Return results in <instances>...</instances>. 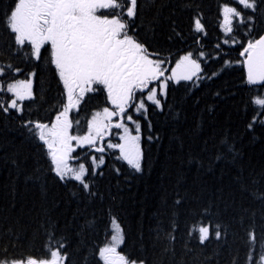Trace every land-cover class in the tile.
I'll return each mask as SVG.
<instances>
[{
	"label": "trees",
	"instance_id": "1",
	"mask_svg": "<svg viewBox=\"0 0 264 264\" xmlns=\"http://www.w3.org/2000/svg\"><path fill=\"white\" fill-rule=\"evenodd\" d=\"M103 1L89 0L83 3L82 15L73 30L74 38L79 39L85 33H93L96 41L89 49L85 48L87 51L76 49L75 56L78 59L92 57L98 60L97 54L103 52L106 45L101 38L107 33L117 39H132L130 42L142 46L146 55L163 61V76L160 79H168L174 63L182 55L189 53V49L194 53L203 51L205 58L201 60L199 55L195 57L202 64L200 77L178 83L168 81L167 92L160 95V105L145 99L147 90L155 84L159 86L160 79L157 77L156 82L146 80L135 87L134 101L123 112L108 100L100 85L70 115L71 130L60 138L62 147L70 153L68 167L85 170L88 181H94V187L104 197L103 203L99 199L94 200L88 206V211L95 208L97 214L101 215L100 209L110 206L125 228L127 243L124 252H130L133 258L143 257L147 264H177L181 257L184 264H217V261L218 264H230L242 242L240 230L234 223L231 228L236 233L235 236H230L226 242L223 238L220 242L212 240L207 243L203 252L195 238L188 244L192 248L191 252L186 251L184 244L188 239L187 222L192 219L189 210H198L209 199L215 202L218 195H221L218 189H223L224 200L235 201L228 212L222 213L225 221L236 214L234 209L240 205L260 206L261 202L253 200L249 193L264 195V128L257 126L253 132L247 131L248 117L240 110L243 97L241 90L236 89L239 73L225 72L211 79L214 73L228 67L222 64L224 59L233 62L236 57L233 49L224 48L223 45L220 49L214 47L224 39L222 32H228L222 27L223 6L234 5L242 11L245 23L235 21L232 25L239 35L248 27L249 18L255 19L252 25L254 30H264V0H255L254 11L251 8L243 9L237 0H141L139 10L135 6L134 19L127 13V0H120L117 9ZM17 2L18 0L14 3L12 0H3L0 3V68L7 71L6 66L12 64L25 68L26 71L41 67L47 68V71L42 72L41 78L35 83L37 98L22 104V116L14 110L9 114L0 112V261L12 264L30 259L42 262L49 260L45 247L49 243L48 232H51L53 221L56 222V236L53 239L65 234L70 241L68 248L63 250L69 254V264H81L82 257L89 251L88 246L97 241L103 244L105 237L99 231L94 235L86 232L81 243V237L76 235V231L80 213L86 206L83 189L79 187L82 181L75 177L67 179L68 177L60 174L66 179V183H61L57 175L53 174L57 173V169L49 144H54L55 140L47 129L65 110L67 97L50 48L47 47V51H42L45 48L35 50L31 41L20 43L16 32L12 30L10 16ZM152 4L155 5L149 7ZM160 4L166 6L157 16ZM7 8H11V12L6 16ZM199 13H203V23L207 30V37L202 39L200 47L191 32L193 17ZM173 23L176 31L172 30ZM196 26L200 25L197 23ZM152 27L155 30L148 31ZM177 32L180 33L179 36ZM227 39L231 41L232 37ZM225 51L229 57L221 55L219 60L212 59ZM37 59L40 60L39 64L35 63ZM9 81H12L11 87L6 91L13 95L10 98L0 95V102H4L9 108L18 109L20 101L15 95L17 82L12 73L9 72L0 84H7ZM198 82L201 86L196 88ZM190 87L194 90L188 95ZM234 89L237 91L235 97L231 95ZM216 91H219L220 96L214 98L213 93ZM197 98L199 103H195ZM140 101L145 102L146 110L135 114L133 110ZM212 105H215V110L209 115L206 109ZM161 107L164 111L158 110ZM169 107L173 111L177 108L181 110L180 121L171 120L172 112L168 110ZM104 108H112L118 113L114 122L128 113L139 121L142 174H135L128 163L108 147V141L114 140L116 128L122 126L120 121L111 125L105 134L89 130L95 112ZM202 111L203 130L197 135L194 131L195 123L201 118ZM37 119L49 123L35 124ZM29 120L33 121L29 125L33 131L22 127ZM174 124L183 138V150L175 140L169 141ZM149 125L153 129L151 135L160 132V141L149 143L145 139L150 135ZM62 128L64 130L65 126ZM225 137L229 142L234 141L241 152L242 159L237 161V167L244 168L243 183L248 191H240L238 182L233 179L237 174L236 167L223 160L215 164L212 172L205 171L212 163V157L217 152L224 151L219 141ZM189 153L193 157H199L205 167L199 171L195 164L189 167ZM224 154L227 156V153ZM178 172L185 174V183L180 186L179 192L182 195L186 189L188 197L184 204L176 208L173 200L178 199L175 188ZM71 190L80 193V202L71 196ZM220 207L223 209V200ZM173 210L179 212V218L175 220L177 230L174 233L171 231ZM102 227L103 222H100L97 228ZM171 235H175V241L171 240ZM52 243L55 244V241ZM221 243L223 247H219V256L212 261H205L204 256L213 254ZM165 248L170 250L165 252ZM260 248H264V245ZM171 249H174L175 255ZM243 256V249H240L238 264H243Z\"/></svg>",
	"mask_w": 264,
	"mask_h": 264
},
{
	"label": "snow or ice",
	"instance_id": "2",
	"mask_svg": "<svg viewBox=\"0 0 264 264\" xmlns=\"http://www.w3.org/2000/svg\"><path fill=\"white\" fill-rule=\"evenodd\" d=\"M3 0H0L2 3ZM14 3L15 0H12ZM133 3L136 5V9L139 10L141 0H133ZM155 4L150 5L149 7L154 6ZM165 4H160L157 8L156 15L158 16L160 10L165 7ZM185 7H188L185 5ZM251 10H255V0H253V6ZM11 8H7L5 15L10 14ZM203 13H199L198 15L193 17L191 32L195 38V42L198 47L202 44V39L207 37V30L203 23ZM135 18L134 16L132 17ZM200 26L197 27L196 24ZM241 24L245 22L243 20L240 21ZM255 23L254 18H249L247 21L248 27L244 28L239 35H237L236 28H230L228 32H222L224 35V39L217 43L214 47L217 49L221 48V45L227 49H233L236 52V57L233 62H230L228 59H224L222 64L228 65V67L222 68V70L218 73H214L211 76V79L217 78L219 75H223L225 72H238L239 80L236 83V89L241 90L242 99L240 101V110L243 112L245 116L248 117L246 128L248 132H253L257 126L260 128H264V76H259L257 78H252L251 73V61H252V52L254 47L264 42V30L256 31L253 29L252 25ZM154 27L148 28V31H154ZM173 31H176L175 24L173 23ZM133 31H139V29H133ZM178 36L179 32L176 33ZM231 36L232 39L229 41L227 37ZM171 39V37H169ZM42 51H47V47ZM27 58L29 59L28 53L25 51ZM16 52H13L15 55ZM189 55L195 59L197 55H199L201 60H204L205 53L200 51L198 53H194L189 49ZM229 57L228 52H222L215 57H212L214 60H219L220 56ZM35 63L39 64L40 60L37 59ZM7 71L5 69L0 68V81H3L6 76H8L9 72L12 73V77L16 80V82L23 87L25 80H30L31 85L26 94L20 95L17 94L18 100L20 101V107L17 108H9L5 106L4 102H0V112L4 114H9L11 111H15L16 113H20L21 116L23 114V108L21 107L25 101H33L37 98V93L35 90V83L38 79L41 78V73L46 72L47 68H31L26 71L25 68L20 66H13L9 64L6 66ZM202 67V66H201ZM231 69V71H229ZM23 76L24 78L17 79L15 77ZM202 79H208V77H202ZM12 81H9L7 84H0V95L11 97L13 95L12 92L6 91V89L11 87ZM201 85L198 82L195 87L199 88ZM193 88H189L188 95H191ZM233 97L237 96V91L234 89L231 92ZM214 98L220 96L219 91L213 93ZM258 101H260L258 103ZM195 103H199V99L195 101ZM159 111H164L163 107L158 109ZM172 112L171 120L173 122L180 121L181 119V110L179 108L172 110L171 107L168 109ZM207 112L211 115L215 110V105L207 106ZM33 121L29 120L26 125H22V127H27L29 131H33L30 124ZM49 123L48 121L39 120L35 121V124H44ZM203 111L201 112V118L195 123V133L198 135L203 130ZM148 132L150 135L145 137L149 143H154L156 141H160L162 139L160 132H156L153 135V129L151 125H149ZM39 136V134H37ZM175 140L177 142L178 147L183 150L184 141L182 136L178 133L177 128L174 124L172 129V134L169 136V141ZM38 142L42 143V141L38 140ZM220 147L224 150L223 152H217L212 157V163L209 164L208 168L205 169L206 172H212L214 170L215 164H219L222 160L230 165L236 167V176L233 179L238 182L240 191L245 192L248 191L245 184L243 183V175L244 168L242 166L237 167V161L242 159L241 152L236 148V144L234 141L229 142L228 138L225 137L223 140L219 141ZM224 153H227L225 156ZM193 164L196 165L197 171L201 168H204V164L200 160L199 157H193L191 153H189L187 158V165L191 167ZM128 166L134 170L135 174H142L143 172V157L142 154L137 156L135 148L130 149V155L128 156ZM57 175V178L60 179L61 183H66V179L62 178L60 174L53 173ZM102 174V173H101ZM76 174H73L75 177ZM73 177H68L67 179H72ZM83 182L80 183L79 187L83 189V198H86V206L83 212L80 213V222L77 226L76 235L81 237V243L83 242V236L87 232L89 235L96 234L97 231L103 233L105 240L104 243L100 242L93 243L89 245V251L84 254L81 260V264H112L113 261L116 260L117 254H119L126 262V264H147V261L143 257L133 258L130 252H124V248L127 243V237L125 234V228L123 226L122 221L119 216L113 212V209L110 206H105L100 209L101 215L97 214V210L95 208L88 211V206L93 204V201L99 199L101 203H103V194L98 192V190L94 187V181L89 182L87 178V172H85L84 177L82 178ZM185 183V174L183 172L177 173V178L175 181L176 195L178 199L173 200V204L176 208H179L182 204L185 203L186 198L188 197V191L185 189L184 193L181 195L179 192L180 186ZM256 183V181H253ZM218 198L215 202L211 199L207 201L206 204H202L198 210L192 209L190 211V215L192 219L187 222V237L188 239L185 241L184 248L186 251L191 252L192 248L188 247L189 242L195 238L196 244L201 248V252H203L204 247L208 242L215 240L220 242L223 238V241L226 242L230 236H235L236 233L232 231L231 225L234 223L240 230L241 234V245L240 248L237 249L236 255H234L230 264H238L240 260V249H243V264H264V248H260L261 245H264V195L257 196L255 193H249L253 200L260 201L261 204L259 207H249L240 205L234 209L235 215L229 217L227 221L222 218V213L228 212L230 208L235 204L234 200H224L222 193L223 189H218ZM73 198H76L78 202H80V193L76 190H71L70 192ZM223 200V209H221L220 204ZM173 221L171 224V231L174 233L177 230V224L175 220L179 218V212L173 210L172 212ZM103 222L102 228H97L98 224ZM55 223H51V232H48V240L49 243L45 250L48 252L49 257L55 253L57 255V264H69V254L66 251H63L69 246V239L65 234L59 235L56 239H53L56 236L54 231ZM111 225V227H109ZM69 226H71V221H69ZM175 235H171V240L175 241ZM55 241V244L52 242ZM219 247H223L221 243L218 245V248L214 251L213 254L204 256L205 261H212L214 257L219 256ZM170 249L165 248V252ZM173 255H175L174 249H171ZM199 259V255L197 256ZM0 264H3L0 261ZM177 264H184L183 257H181L180 261ZM203 264V262H201ZM218 264V261H217Z\"/></svg>",
	"mask_w": 264,
	"mask_h": 264
},
{
	"label": "rangeland",
	"instance_id": "3",
	"mask_svg": "<svg viewBox=\"0 0 264 264\" xmlns=\"http://www.w3.org/2000/svg\"><path fill=\"white\" fill-rule=\"evenodd\" d=\"M239 1L245 6L251 4L250 2H247V0ZM32 2L33 0H20L16 10L10 16V19L13 29L18 32L20 37L26 36L29 38H39V40H42L43 42H51L54 49L55 63L61 73L64 84L66 86L68 103H66V109L64 110L63 114L59 116V119L62 121V123L55 124L50 128V130H48L50 134L54 135L55 143L49 144L50 150L53 151L54 149L56 150L55 145L60 147L62 146L59 131L62 126L66 127L67 125V113L71 109L79 105V103L81 102L79 97L84 96L87 91L92 90L95 82H100L105 85L112 103L117 106L121 112L123 110V107L132 100V91L134 87L138 84H141L145 80L154 79L158 75L161 65L159 62H153V59L147 57V59H143L140 61L137 60L136 66L129 64L126 71H121L122 66H125L129 59L123 60L122 58H117L116 60L119 61L118 64L109 62L106 59L103 65L98 62V60H95L92 57L88 61H84V57H81V59L83 60L82 61L78 59V57H75L77 46L81 47L83 50H85V48L89 49V46L92 45V43H95L96 36L93 33H85L82 38L74 39V37L71 35L70 38L73 42V46L67 47L65 43L66 40L63 37L57 38L52 33V23L47 22L46 19L43 18L42 22H40L39 24H35V21L31 19L30 5L32 4ZM222 15V26L226 31H228L231 23L238 16V12L232 6H226L222 10ZM129 46L134 50L138 49L134 43H129ZM130 47L128 48V50H130ZM184 59H191V56L189 54L183 55V57L179 60L180 62H177L175 66V72H173V70L171 75V79L174 80V82L193 79L201 73L200 63L197 64L193 60ZM178 75L180 77L176 79ZM164 83L166 84L164 85ZM30 85L31 81L29 80L24 81L23 87H21L17 83L15 86L16 96L17 94H26L30 88ZM76 85H78L77 88ZM161 87V94L164 95L165 88L167 87V82L162 81ZM157 90L158 87L154 86L150 91H147L145 93L146 99L150 102L157 103L159 101V93ZM134 110L137 114H139L142 110H146V106L144 103L141 104L140 102H138ZM112 111L113 110L109 108H104L103 110H99L98 112H96L97 114L94 115L89 130L97 134L105 133L109 129L110 123L115 119V115H113ZM52 122L56 123V120ZM133 126L136 127L133 128ZM139 129V121L131 113H128L122 118V126L117 127L116 131L114 132V134L117 132L115 138L120 141L108 142L112 148L119 151L118 155L120 154L122 159L127 163L128 156L130 155V149L135 148L137 156H140L142 154L141 136L139 134ZM129 130H132L135 133ZM53 155L54 154L51 153L52 158ZM56 169L59 174L65 177L66 174L73 175L74 173L77 177L80 178H83L84 175V171L82 172L76 167L66 168L62 165H56ZM56 263L57 255L54 253L49 260H44V262L30 259L12 264ZM112 264H126V262L120 255L117 254L116 260L113 261Z\"/></svg>",
	"mask_w": 264,
	"mask_h": 264
},
{
	"label": "water",
	"instance_id": "4",
	"mask_svg": "<svg viewBox=\"0 0 264 264\" xmlns=\"http://www.w3.org/2000/svg\"><path fill=\"white\" fill-rule=\"evenodd\" d=\"M251 73H252V78L264 76V42L257 44L253 49L252 61H251ZM54 161L56 164H61L64 162L61 156L59 155L55 156V153H54Z\"/></svg>",
	"mask_w": 264,
	"mask_h": 264
},
{
	"label": "flooded vegetation",
	"instance_id": "5",
	"mask_svg": "<svg viewBox=\"0 0 264 264\" xmlns=\"http://www.w3.org/2000/svg\"><path fill=\"white\" fill-rule=\"evenodd\" d=\"M60 3L62 4V2H60ZM34 11H35V10H33V12H34ZM55 16H56V15H54V17H52V19L55 18ZM33 20H34V21H38L39 19H38L37 17H34ZM51 22H52V21H51Z\"/></svg>",
	"mask_w": 264,
	"mask_h": 264
},
{
	"label": "bare ground",
	"instance_id": "6",
	"mask_svg": "<svg viewBox=\"0 0 264 264\" xmlns=\"http://www.w3.org/2000/svg\"><path fill=\"white\" fill-rule=\"evenodd\" d=\"M13 28V27H12ZM18 38L20 39V35L18 34V32H16ZM54 151V152H53ZM52 151V153L54 154L55 153V149ZM53 159V158H52ZM54 162V161H53ZM56 165H61V164H56Z\"/></svg>",
	"mask_w": 264,
	"mask_h": 264
}]
</instances>
